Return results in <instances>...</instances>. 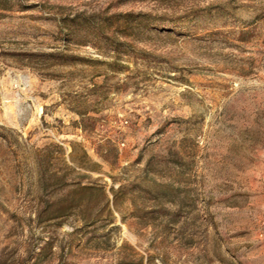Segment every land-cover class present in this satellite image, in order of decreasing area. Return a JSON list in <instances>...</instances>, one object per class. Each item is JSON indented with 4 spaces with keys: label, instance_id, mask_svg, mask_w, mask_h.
Returning <instances> with one entry per match:
<instances>
[{
    "label": "rangeland",
    "instance_id": "374dc122",
    "mask_svg": "<svg viewBox=\"0 0 264 264\" xmlns=\"http://www.w3.org/2000/svg\"><path fill=\"white\" fill-rule=\"evenodd\" d=\"M0 264H264V0H0Z\"/></svg>",
    "mask_w": 264,
    "mask_h": 264
}]
</instances>
